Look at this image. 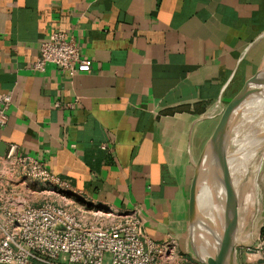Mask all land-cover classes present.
I'll return each mask as SVG.
<instances>
[{"label":"crops","instance_id":"crops-1","mask_svg":"<svg viewBox=\"0 0 264 264\" xmlns=\"http://www.w3.org/2000/svg\"><path fill=\"white\" fill-rule=\"evenodd\" d=\"M54 30L74 38L88 72L31 69ZM263 57L264 0H0V93L12 96L0 151L16 145L66 182L57 204L78 219L135 210L150 239L187 255L195 165ZM0 181L25 205L53 193L3 161ZM204 187L200 173L196 207Z\"/></svg>","mask_w":264,"mask_h":264},{"label":"built area","instance_id":"built-area-1","mask_svg":"<svg viewBox=\"0 0 264 264\" xmlns=\"http://www.w3.org/2000/svg\"><path fill=\"white\" fill-rule=\"evenodd\" d=\"M48 65L73 76L88 72L91 60L81 56L71 35L51 31L39 43L38 55L31 69L43 72ZM10 92L0 93V128L7 123ZM58 106V103H56ZM7 171L34 180L51 190L68 184L47 170L30 155L17 153L8 145L0 156ZM263 240L250 247L242 263L264 264ZM0 264H202L194 254L177 252L170 243L155 242L143 229L137 211H129L110 224L89 225L65 206L49 201L25 205L0 181Z\"/></svg>","mask_w":264,"mask_h":264},{"label":"bare ground","instance_id":"bare-ground-1","mask_svg":"<svg viewBox=\"0 0 264 264\" xmlns=\"http://www.w3.org/2000/svg\"><path fill=\"white\" fill-rule=\"evenodd\" d=\"M263 78L264 59L255 73V84ZM263 149L264 94H260L247 100L231 128L225 145V163L221 179L220 150L215 151L216 157L212 163L211 158L203 162L201 174L205 178V187L197 200L198 216L206 238V245L201 250L202 258L217 249L227 255L231 242L245 243V238L250 239L254 233L251 226L245 228L244 223L250 190L255 193L250 202L256 205V213L260 214L264 209L258 199L264 179ZM209 187L210 200L207 193ZM232 191L234 194L228 197ZM210 201L213 208L211 213Z\"/></svg>","mask_w":264,"mask_h":264},{"label":"water","instance_id":"water-1","mask_svg":"<svg viewBox=\"0 0 264 264\" xmlns=\"http://www.w3.org/2000/svg\"><path fill=\"white\" fill-rule=\"evenodd\" d=\"M254 79L255 75L253 76L248 89L228 109H226L221 114L220 120L216 128L208 138L203 148V151L198 159V162L195 165V171L193 175L189 198L191 216L188 242L191 247V252H189V255L194 254L196 259L202 264H237L235 259V250L237 247H243L245 245L244 243L231 242L227 255H224L219 249H217L213 253L209 254L207 257L202 258L196 250L193 236L195 234L194 225L199 222V216L196 207V193L203 162L207 158H211L215 151L218 149L221 151V162L225 163V145L227 144L231 128L240 116L242 106H245L247 100L251 99V97L264 94V78L258 84H255ZM3 150L4 148L1 149L0 155L3 154ZM232 194H234L233 191L227 196L231 197ZM263 214L264 213H262V216ZM263 220V217H261L259 223L261 224Z\"/></svg>","mask_w":264,"mask_h":264},{"label":"rangeland","instance_id":"rangeland-1","mask_svg":"<svg viewBox=\"0 0 264 264\" xmlns=\"http://www.w3.org/2000/svg\"><path fill=\"white\" fill-rule=\"evenodd\" d=\"M263 59H264V57H263ZM258 69H259V67H258ZM258 69H257V71H258ZM263 155H264V149H263ZM262 169L264 170V160H263V163H262ZM262 185H263V183H262ZM263 188H262L261 194L258 195V199H259V201H260V203L262 205V209L264 208V202H263L264 201V189ZM40 191H43V188H40L36 192L31 193L29 195V198L35 204L42 202L41 197L44 196V193H40ZM51 191H53V193L52 192L51 193H48L50 198L48 197L47 200H44V201H49V202H53V203L57 204L56 191H54V190H51ZM254 196H255V193L250 190L248 192V197L250 199H252V198H254ZM250 199H249L248 204H247L248 207L246 208L247 213L245 215L244 227L247 228V227L251 226V228L253 229L254 233L252 234V236H251L250 239L245 238L246 240L247 239L248 240L247 241L245 240V243H244L245 245L243 247H237L236 248V250H235V259H236V263L237 264L242 263L244 261L245 253L247 252L245 250V247L246 246L251 248V251H249V252L254 253V251L256 250V244L259 241L263 240L262 239L263 238L262 237L263 236V232L261 231V228H260L261 224L259 223V220L261 219L263 212L260 213V214H257L256 213V208L257 207H256V205L254 203L250 202ZM209 200H210V194H209ZM209 203H210L209 204V211L211 213V210L213 208H212V205H211V201ZM59 205H61V203H59ZM66 207L70 211V205L69 206H66Z\"/></svg>","mask_w":264,"mask_h":264}]
</instances>
